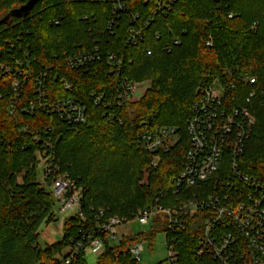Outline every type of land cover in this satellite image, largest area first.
<instances>
[{
	"label": "trees",
	"instance_id": "obj_1",
	"mask_svg": "<svg viewBox=\"0 0 264 264\" xmlns=\"http://www.w3.org/2000/svg\"><path fill=\"white\" fill-rule=\"evenodd\" d=\"M26 1L0 0V61L13 68L0 75V264H91L75 247L92 230L99 232L101 223L114 216L132 218L157 200L175 205L172 178L182 171L190 148L187 124L202 89L214 81L223 88L227 110L248 106L253 111L255 127L239 167L264 184V0H176L155 14V0H40L27 16L3 21ZM134 26L144 29L143 39L127 44ZM95 49L102 57L84 67L67 61ZM26 51L30 65L24 68L31 75L16 98L14 61ZM109 54L122 59L119 71ZM41 71L50 99L86 104L87 122L69 123L41 108L25 111L35 99L34 77ZM124 81L148 88L126 103L119 98ZM166 126L176 129L178 142L153 165L155 156L140 136ZM45 152L83 188L85 217L65 218L62 239L41 245L40 227L60 219L51 182L39 175V156ZM202 215L190 218L185 231L168 233L167 240L176 239L182 262L217 264L209 255L196 258ZM152 227L115 243L106 239L95 264H141L131 252L134 241L168 232L160 218Z\"/></svg>",
	"mask_w": 264,
	"mask_h": 264
},
{
	"label": "built area",
	"instance_id": "obj_2",
	"mask_svg": "<svg viewBox=\"0 0 264 264\" xmlns=\"http://www.w3.org/2000/svg\"><path fill=\"white\" fill-rule=\"evenodd\" d=\"M175 1L155 0L153 13L166 12ZM119 6L124 7L125 4L120 2ZM130 30L126 43L138 44L143 39L144 29L134 26ZM175 42L180 44L178 40ZM5 43L12 44V40L6 38ZM101 57L102 54L95 49L70 55L67 61L72 67L79 68ZM107 59L117 71L121 69L122 59H115L113 54H109ZM14 62L18 66V77L13 83L17 98L31 75L24 68L25 65H30L29 52H24ZM12 70L10 64L0 61V75ZM34 78L36 95L24 107L26 112L34 113L41 108L57 114L69 123L81 124L88 121L86 104L70 97L51 100L46 73L41 71ZM250 81L256 82L254 78H250ZM143 84L145 83L124 81L120 100L126 103L132 101ZM64 85L66 88L72 87L68 81ZM250 95L248 104L254 93ZM100 98L97 97L96 101L99 102ZM9 106L11 113H14L16 105L11 103ZM224 106L223 88L217 81L202 89L199 99L194 102V114L187 124L190 148L186 154V162L180 174L172 178L178 198L175 205L165 206L157 200L155 204L141 208L132 218L114 216L108 222L100 224L99 232L92 230L84 237L86 241H79L75 251L86 252V249L91 248L97 256L101 255L106 239L115 243L123 236L136 234L131 228L132 219H138L141 224H154L160 218L168 229L167 234H179L188 227L190 218L202 212V231L197 237L196 258L209 255L217 264H264V184L249 178L239 167L256 119L248 106L231 110ZM177 142L176 129L168 126L140 136V143L155 156L153 165L159 161L162 152H167ZM47 145L52 149L50 141H47ZM47 153L40 154L39 159L43 161L42 175L50 180L55 201L59 203L58 214L64 219L72 214L85 217L81 202L83 188L75 183L58 162L53 161L52 153ZM100 232L105 237L98 236ZM143 241L145 240L134 241L131 247L133 256L139 262L145 248ZM167 241L170 264H193V261L180 260L176 239ZM70 262L67 260L66 264Z\"/></svg>",
	"mask_w": 264,
	"mask_h": 264
},
{
	"label": "rangeland",
	"instance_id": "obj_3",
	"mask_svg": "<svg viewBox=\"0 0 264 264\" xmlns=\"http://www.w3.org/2000/svg\"><path fill=\"white\" fill-rule=\"evenodd\" d=\"M148 88L147 83L143 84L138 93L135 95V98L138 96H141L142 93ZM41 161V160H40ZM42 164L43 161L40 162V168H39V175L40 178L44 177L42 175ZM51 188V187H50ZM55 212L58 214L59 209V203L55 202ZM62 220V217L60 218V221ZM60 223V222H59ZM153 224V223H152ZM152 224H141L138 219H132L131 220V228L133 229V232L138 234L142 232H151L153 227ZM43 229L41 228V233L43 234ZM122 229V228H120ZM123 231V229H122ZM144 242V250L141 253V264H170L169 263V250L167 245V233L163 230H157L155 233L154 238L149 241L145 240ZM41 245L45 244V239H40ZM88 254V255H87ZM84 257L86 260H88L89 263L95 264L98 260V256L94 253H92V249H86V252L84 254Z\"/></svg>",
	"mask_w": 264,
	"mask_h": 264
},
{
	"label": "crops",
	"instance_id": "obj_4",
	"mask_svg": "<svg viewBox=\"0 0 264 264\" xmlns=\"http://www.w3.org/2000/svg\"><path fill=\"white\" fill-rule=\"evenodd\" d=\"M58 217L61 218L59 214H58ZM63 222H64V218L62 217L61 221L60 219H57L55 222H52V223H43V225L39 229V232L41 231V228H44L42 231L43 234L41 232L40 233H41V238L45 239V244L46 243L52 244L62 239L64 235ZM92 253L95 254L93 250H92Z\"/></svg>",
	"mask_w": 264,
	"mask_h": 264
},
{
	"label": "water",
	"instance_id": "obj_5",
	"mask_svg": "<svg viewBox=\"0 0 264 264\" xmlns=\"http://www.w3.org/2000/svg\"><path fill=\"white\" fill-rule=\"evenodd\" d=\"M38 1L40 0H27L19 8L10 11L3 21L6 22V19H8L11 15H16L18 17L27 16L34 9V6Z\"/></svg>",
	"mask_w": 264,
	"mask_h": 264
}]
</instances>
